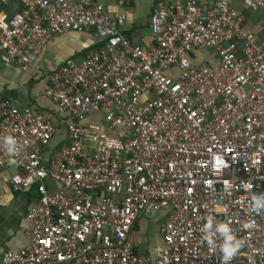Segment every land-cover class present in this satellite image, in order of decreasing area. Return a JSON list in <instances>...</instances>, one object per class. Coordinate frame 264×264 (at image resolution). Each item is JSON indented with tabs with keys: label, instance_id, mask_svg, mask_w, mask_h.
<instances>
[{
	"label": "built area",
	"instance_id": "1",
	"mask_svg": "<svg viewBox=\"0 0 264 264\" xmlns=\"http://www.w3.org/2000/svg\"><path fill=\"white\" fill-rule=\"evenodd\" d=\"M232 1L157 4L141 43L101 0H19L11 17L0 13L6 67L38 68L49 39L65 33L92 32L100 43L46 76L68 137L55 151H42L58 129L46 113L0 97V142L11 135L17 148L10 155L0 143V167L16 170L17 191L36 185L38 194L27 243L0 264H221L201 239L209 216L242 241L230 264H264V209L249 211L250 197L264 195V44ZM241 1L264 11V0ZM195 51H212L217 64H193ZM213 157L227 167L213 172ZM164 210L151 262L130 232L140 215Z\"/></svg>",
	"mask_w": 264,
	"mask_h": 264
},
{
	"label": "crops",
	"instance_id": "2",
	"mask_svg": "<svg viewBox=\"0 0 264 264\" xmlns=\"http://www.w3.org/2000/svg\"><path fill=\"white\" fill-rule=\"evenodd\" d=\"M179 1L181 0H101L105 12L110 16H125L121 32L136 43L148 42L149 15L157 4L169 5ZM232 7L242 12L244 30L252 32L256 40L264 44V11L248 10L241 0H233ZM18 10L19 0L0 4V13L9 17ZM96 47H99L98 39L92 32H69L49 39L39 57L38 68L6 67L0 62V97L9 98L20 110L42 111L52 124L58 125L49 147L42 149L44 155L68 141L57 105L44 95L46 76L57 71L68 60L80 62L85 54ZM191 60L196 65L217 64L212 51H195L191 54ZM96 120H99V115L87 118L84 122ZM15 173V169L0 167V260L5 252L16 251L27 243L30 224L25 217L26 210L36 201L34 190L20 192L11 185L10 179ZM165 218L166 210L156 215L142 214L136 219L130 232L136 252L143 254L151 262L157 259L162 247L161 228Z\"/></svg>",
	"mask_w": 264,
	"mask_h": 264
},
{
	"label": "clouds",
	"instance_id": "3",
	"mask_svg": "<svg viewBox=\"0 0 264 264\" xmlns=\"http://www.w3.org/2000/svg\"><path fill=\"white\" fill-rule=\"evenodd\" d=\"M125 36V35H124ZM2 143L4 150L10 154L14 155L17 151L15 138L11 135H5L2 139ZM230 151V149H226L225 153ZM10 163L12 161H9ZM222 167H227L224 161L219 157H213L212 160V171L219 172ZM224 186H227V181L223 182ZM250 187V185H245V188ZM264 209V195L257 196L253 195L250 197V207L249 211L259 212ZM224 209L221 207H214L213 212L217 215H221ZM202 234L201 239L208 246L211 251L213 248H216L220 253L221 264H230L232 258L237 255L239 249L242 246V241L235 238L232 234L231 230L228 227L227 222L218 221L213 227L211 216L207 217L202 224ZM252 227V223L248 222L243 225V228L247 229ZM219 237V244H216V240L213 237Z\"/></svg>",
	"mask_w": 264,
	"mask_h": 264
},
{
	"label": "trees",
	"instance_id": "4",
	"mask_svg": "<svg viewBox=\"0 0 264 264\" xmlns=\"http://www.w3.org/2000/svg\"><path fill=\"white\" fill-rule=\"evenodd\" d=\"M99 45H100V43H99ZM97 46V45H96ZM97 48V47H96ZM32 190H34V192H35V197H36V200H37V197H38V194H37V192H36V185H33L28 191H32ZM131 239V238H130ZM131 241H132V239H131ZM133 242V241H132ZM134 245V244H133ZM133 250H134V252L135 253H138V252H136V249H135V247L133 246Z\"/></svg>",
	"mask_w": 264,
	"mask_h": 264
}]
</instances>
